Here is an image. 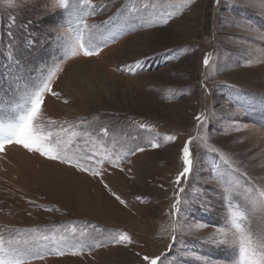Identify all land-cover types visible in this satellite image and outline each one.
<instances>
[{
    "label": "rangeland",
    "instance_id": "rangeland-1",
    "mask_svg": "<svg viewBox=\"0 0 264 264\" xmlns=\"http://www.w3.org/2000/svg\"><path fill=\"white\" fill-rule=\"evenodd\" d=\"M69 2L0 0V116L14 122L25 88L55 73L36 123L79 134L71 164L15 143L0 151L5 248L63 235L64 255L41 249L27 264H241L229 202L254 239L264 227L249 202L264 186V0ZM80 40L99 54L84 56ZM190 137L193 167L177 185ZM218 229L228 243L209 242Z\"/></svg>",
    "mask_w": 264,
    "mask_h": 264
},
{
    "label": "snow or ice",
    "instance_id": "snow-or-ice-1",
    "mask_svg": "<svg viewBox=\"0 0 264 264\" xmlns=\"http://www.w3.org/2000/svg\"><path fill=\"white\" fill-rule=\"evenodd\" d=\"M83 3L88 4L90 0H82ZM217 3L220 0H216ZM9 5L13 4V0H8ZM54 4L57 7L69 8V0H54ZM14 23V21H13ZM85 28L89 26L84 25ZM95 27V26H92ZM80 38L78 37V40ZM10 44L12 41L10 40ZM78 48L83 49V55L93 56L99 54V49L92 47L91 40L84 42L80 40L78 43ZM73 55L78 54L73 52ZM9 59L12 61V64L17 66V72L13 73L16 78V82L19 83L22 79L19 76V63L16 59L14 53L9 50ZM205 66L209 65V57L205 55L204 61ZM11 67V65H9ZM55 76V73L49 74L45 79L41 80L38 84H31L25 88L23 95L21 97V102L15 105L16 115L14 117V122H4L0 120V151L4 149L6 144H19L22 145L25 149L30 152H37L41 155H44L50 159H60L62 163L71 164V159L68 157L67 153L69 146L73 143V139L78 137V133L73 131L70 134L69 139L63 140L60 138L58 132L48 131L46 134L43 133L36 121L42 115V105L44 104L45 93L51 92L52 80ZM52 95H58V93L52 92ZM199 124H202L206 119V115L201 113L195 117ZM60 131L67 132V129L61 128ZM88 135V133H84ZM169 139H173L169 137ZM194 138L190 137L189 140L185 143L182 149V161L183 169L178 173L175 183L177 185L181 184L182 178H187L190 174L193 161L191 159V153L189 145L192 143ZM153 147L157 145L153 144ZM207 146V144H206ZM137 151H143L142 148H137ZM211 151H216L215 148H211ZM63 153L64 155H61ZM90 158V157H89ZM102 162V161H98ZM111 162V161H109ZM80 168L82 171H89L83 167L79 162L75 165ZM93 175L97 173L93 172ZM105 187H108L105 184ZM184 189L181 187L180 192H183ZM254 196L249 197V202L252 205L253 209L259 208L262 213H264V186L260 188H253ZM115 198L124 203L119 196H116L113 193ZM182 201L177 199L173 204L172 208L176 210V213L182 211L179 204ZM230 203V211L233 207H236L235 211H231V224L234 228L232 233L234 238H238L240 245V261L241 264H264V227L260 229V235L254 239L255 233L252 232L250 226L244 227V224L248 220L246 211H241L239 207L234 206ZM264 219V217H262ZM174 229L178 227V221L173 224ZM75 231V229H73ZM81 236L85 234L81 232ZM219 236L220 238H217ZM67 236H60L59 239L55 235H42L34 237L32 241L23 240L21 241H9L7 249L5 248V241L3 236H0V264H27V261L36 258H43L41 249L45 250H56V255H64L65 253L61 249V241H66ZM175 240V236L172 237ZM43 241L44 243H41ZM127 241L131 243V239L127 235L120 236L116 241L121 243ZM209 242L217 244H226L228 243V232L225 229H218L217 233L209 238ZM49 245H52V248H49ZM81 247H83V241H81ZM73 255L76 253L73 252ZM140 255V254H137ZM143 264H162V259L160 255L151 256L144 254L142 257Z\"/></svg>",
    "mask_w": 264,
    "mask_h": 264
},
{
    "label": "trees",
    "instance_id": "trees-1",
    "mask_svg": "<svg viewBox=\"0 0 264 264\" xmlns=\"http://www.w3.org/2000/svg\"><path fill=\"white\" fill-rule=\"evenodd\" d=\"M22 73V72H21ZM5 83V82H4ZM10 114V112H7V114H5L4 112H2L1 116H0V120H3L4 122H6L7 118L6 115Z\"/></svg>",
    "mask_w": 264,
    "mask_h": 264
}]
</instances>
